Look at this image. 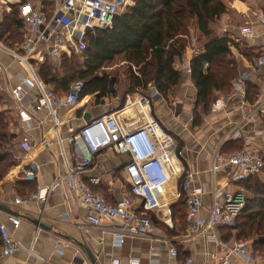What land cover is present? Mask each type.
Here are the masks:
<instances>
[{
  "label": "built area",
  "instance_id": "1",
  "mask_svg": "<svg viewBox=\"0 0 264 264\" xmlns=\"http://www.w3.org/2000/svg\"><path fill=\"white\" fill-rule=\"evenodd\" d=\"M0 2L6 4L8 0ZM132 6V0H62L55 6L52 16L46 18L29 2L22 4L20 19L24 25L23 43L19 52L11 54L23 66L26 74L18 75L17 84L9 90L10 101L24 132L17 150L24 155L31 152L29 132L33 124L36 128L42 125V122L36 121L37 115L41 113L46 114L53 131L54 139L51 143L61 147L60 112L75 109L84 85L81 81L73 82L65 95L58 96L42 82L36 69L44 63L81 56L88 39L96 31L111 29L114 18ZM255 21L264 26V15L256 16ZM237 31L241 42L254 37L250 26L238 27ZM191 41L190 58L180 67L182 74L187 76L191 75V58L201 50L196 39ZM0 50H3L1 45ZM263 65L264 56H261L253 67ZM246 79L247 75L243 74L236 84L242 85ZM31 90L37 94L31 103H27ZM132 108H138L144 119L141 125L132 122L125 125L122 122L121 117ZM149 115L148 98L138 95L126 97L119 112L95 117L77 130L69 126L70 136L66 143L73 147V160L66 159L62 152L64 173L50 185L38 189L24 200L16 199L13 203L17 205L34 201L45 205L49 197L63 191L72 203L78 204L85 211L84 223L80 227L84 234H88L91 229H99L102 236H112L114 246L121 247L125 240L150 239L152 225L147 218L149 213L161 211L164 214L162 223L172 228L169 198L178 201L183 197L188 228L214 247L205 255L207 264H264L250 245L234 240L226 243L217 235L220 228L233 227L244 210L248 200L245 189L242 186H218L211 192V204L206 217H201L203 197L207 191L196 185L195 175L187 173L182 167L184 155L173 136ZM239 138L240 133L237 132L233 139ZM51 143L42 138L39 146L46 148ZM106 151L123 158L120 177L116 179L118 191L114 202L93 191L92 186L100 184L99 178H90L87 183L79 178L92 167L95 157ZM263 171L264 144L260 148L248 145L231 155H216L210 169L213 176L220 172L228 173L229 183L235 185L257 177ZM17 172L15 175L20 174ZM23 173L28 174L25 170ZM175 178L180 180V189L176 188L173 195H170L169 187ZM7 221L15 230L20 226V220L15 216H7ZM0 243V260L10 259L22 252L35 257L41 264H50L24 247L3 222H0ZM161 243L167 248L170 258H178L177 249L168 240L162 239ZM158 251L156 245L150 246L149 264H158ZM128 264H139V260L130 257ZM180 264L195 263L193 257H187Z\"/></svg>",
  "mask_w": 264,
  "mask_h": 264
},
{
  "label": "crops",
  "instance_id": "2",
  "mask_svg": "<svg viewBox=\"0 0 264 264\" xmlns=\"http://www.w3.org/2000/svg\"><path fill=\"white\" fill-rule=\"evenodd\" d=\"M61 1L8 0L6 4L1 2L0 4H3L9 9L12 6L18 7L22 3L26 4L29 2L32 7L40 10L46 18H50L55 6L59 5ZM222 1L226 7V11L221 19L214 24L217 27L214 37L226 34L234 42L239 43L237 28L250 26L254 37L244 42V44L254 49L259 55L264 56V26L258 25L255 21L256 16L264 15V0ZM1 21L2 15L0 16V23ZM212 38L210 37L205 41L208 42ZM2 49L0 50V66L2 68L0 72V96H7L5 99L8 101L10 107L9 110L5 111H9V114L15 118L17 126L11 131L17 135V143H19L24 132L10 101L9 90L17 84L18 75L24 76L26 72L16 58L12 56L11 53L13 51L4 47ZM189 53L190 51L187 49L183 58L174 63L173 67L182 75L181 81L184 83V86L194 93V99L190 100L184 96L183 98L185 99L181 106L175 103H180L182 96L171 94L169 97L167 95L166 98H170L168 100L170 105L173 107L175 105L176 107L174 111H171L169 105L164 103L163 96L157 94L159 98L156 100L159 101L150 108V113L153 110L155 118H152L150 115L149 117L159 121L163 128L173 136L178 145V149L184 155L185 162H183L182 167L187 173H193L195 175V184L207 191L203 197V210L201 212V217H206L211 204L212 190L218 186L229 185L234 188L241 186V184L235 185L234 183H229L230 176L228 173L220 172L213 176L210 172L215 156L224 154L222 147H226L227 144L235 141L233 136L237 132L240 133L238 140H242L247 146L260 148L264 144V122H262V118L264 117V65L257 71L252 72L235 50L232 49L233 60L238 65L239 76L233 83L231 91L228 94H216L214 106H212L214 107L212 110L214 115L225 116L227 119L223 124L225 125L222 129H225L223 131V137L221 136V124L217 125V128L220 130L216 131V128L207 137L201 139L198 138V133L196 134L194 132V124L190 122L191 110L195 105V89L190 76L183 75L180 70L181 64L190 58ZM51 63L56 65L57 61H52ZM36 70L38 71L39 67ZM243 74L247 75L245 81L252 84L257 92L256 100L253 103L246 100V87L244 83L239 86L236 84L237 80ZM36 94L37 92L35 90H31L27 103H31ZM138 95L144 96L138 93L134 94V96ZM127 97L130 96L127 95ZM145 97L148 98L150 103L149 96ZM91 99H93V102H91ZM104 101L105 98L97 101L96 97L86 96L79 99V103L73 111L62 110L60 112V122H62L60 138L63 141L62 148L55 143H51L54 139V134L51 130L50 123L47 121L46 114L41 113L37 115L36 121L42 122V125L36 128L33 124V129L29 132L32 144L31 152L28 155H24L17 150L25 158L27 166H30V174L15 175L16 171H12L0 182V199L4 203V206L1 204L0 206L12 211L15 214L14 216L19 218L20 226L16 230L13 229L7 223V216L11 215L2 211H0V222L7 225L13 236L24 247L30 249L34 255L50 264H91L85 250L80 245L87 250V253L97 259L98 264H128L130 257L137 258L139 264H149L151 245H156L159 248L158 264H180L187 257H193L195 264H207L205 255L211 252L214 247L211 244L205 243L204 238L199 234H193L190 228H188L185 218L182 225L171 215L172 228H168L162 223L164 214L161 211L149 213L147 218H149L152 225L150 239L125 240L121 247H116L112 243L113 240L110 234L102 236L101 230L99 229H91L88 234H84L81 231L80 227L84 223L85 211L78 204L72 203L63 191H60L58 195L49 197L45 205L34 201L23 202L17 205L13 203L16 199L24 200L33 194L29 193L26 196H20L13 188L14 182H28L34 186V191L36 192L38 189L50 185L55 178L64 173L62 152L66 159L73 160V147L66 143V139L70 136L68 131L69 126L73 130H77L91 119L106 115L107 111H102L101 109L103 106H106ZM122 107L120 109H112L110 113L119 112ZM188 108H190L189 113L187 112ZM138 119H141V123H144V119L139 113L138 108L130 109L121 117L125 125L130 122L139 125ZM42 138H46L51 144L46 148L40 147L39 141ZM17 145L15 147L16 149ZM24 164L25 162H22V165ZM122 164V157L116 156L108 151L102 152L95 157L92 167L84 171L79 178L84 183H87L90 178H99L100 184L92 186V188L101 191L108 201L114 202L118 191L116 179L120 177ZM257 177L263 178L264 171ZM179 184L180 180L175 178L169 187L170 195L176 188L177 190L180 189ZM245 192L249 199L250 193L246 189ZM180 200L175 201L169 198L171 209ZM184 211H186V208H184ZM31 221L37 222L39 226H35ZM217 235L220 236L219 230ZM162 239L168 240L177 249V259L174 260L169 257L167 248L161 243ZM4 263L41 264V261L21 252L10 259L0 260V264Z\"/></svg>",
  "mask_w": 264,
  "mask_h": 264
},
{
  "label": "trees",
  "instance_id": "3",
  "mask_svg": "<svg viewBox=\"0 0 264 264\" xmlns=\"http://www.w3.org/2000/svg\"><path fill=\"white\" fill-rule=\"evenodd\" d=\"M132 1V7L114 18L111 29L98 30L88 39L86 49L81 55V64L76 57L71 56L62 59L59 68H55L51 62L39 66V78L53 88L54 94L63 96L71 83L81 81L84 85L79 99L90 96L99 101L105 98L111 79L105 74H99L105 66L122 57L130 65L141 68L139 71L144 80L133 77L132 85L154 83L157 92L166 96L181 81V74L174 69L173 64L185 55L192 35L198 41L204 40L200 45V53L190 61V79L195 89L194 110L200 109L203 114H207L216 94H228L231 91L239 76L232 49L252 72L260 68L253 67L261 56L254 49L244 43L234 42L226 34L214 37L217 29L214 24L226 11L222 0ZM21 8V4L18 7L12 6V13L4 14L0 23V45L14 52H19L23 43ZM210 37L213 38L206 42ZM244 85L246 100L253 103L257 97L255 87L247 81H244ZM9 113L0 109V182L16 166L15 162L6 163L18 144L17 135L10 129L12 121L9 116L14 121L15 118ZM238 141H232L226 146L233 147ZM13 185L16 193L22 197L35 190L33 185L24 181L14 182ZM241 186L250 193V198L234 226L220 228L219 234L226 243L232 240L249 242L255 250L262 249L264 180L254 177L241 183ZM184 208L185 200L182 197L171 209L173 218L182 225L185 218ZM260 257L264 262V255Z\"/></svg>",
  "mask_w": 264,
  "mask_h": 264
},
{
  "label": "rangeland",
  "instance_id": "4",
  "mask_svg": "<svg viewBox=\"0 0 264 264\" xmlns=\"http://www.w3.org/2000/svg\"><path fill=\"white\" fill-rule=\"evenodd\" d=\"M11 11L12 10L10 8L8 9L3 4H0V16L1 15L3 16V14L8 15V14L12 13ZM191 39H196V38L192 35ZM191 39L189 40L188 45H187V49H189V51H190V47H191V43H192ZM203 41H204L203 39H201L200 41L197 40L198 45L200 46V44ZM240 43H244V42L240 41L239 44ZM74 57H76L78 59V62L80 64L83 62L82 56H74ZM60 64H61V61L57 62L55 65V68H59ZM139 70H141L140 67H134V66L130 65L129 63L125 62V60L122 57L115 59L112 63L108 64L107 66H105L103 68V70L101 71V73L99 75L105 74L111 80H110V84H109V92H108L107 96L105 97V101H104L106 106H103L101 108L102 111L105 110V111H107V114H109L112 111V109H120L124 105V102L126 100L127 95H129L130 98H132L134 96V94H137V93L144 95V96H149L150 108L152 107L153 104H156V102L159 101L156 99L159 98L157 96V94L158 95H160V94L157 92V89L154 86V83H151L150 85L143 84L142 86L132 85L133 77L134 78L137 77V79H139L141 81H142V79L144 80V78H142V76L140 75ZM180 82L181 83H179L176 87L172 88L168 92L167 95L169 97L171 96V94L182 96L181 102L175 103L176 105L180 104L182 106L183 100L185 99L183 97L186 96L187 99L193 100L194 99V95H193L194 93L192 92V90H188V88H186L184 86V83H182V81H180ZM51 89L53 90V88H51ZM222 95H224V94H222ZM166 96H163V98H162L164 100V103L169 105V108L171 111H174L176 108L175 105H174V107L172 105H170V103L168 102V100L170 98L167 99ZM5 98H7V96H2V95L0 96V109L2 111L9 110V107H10L8 101ZM154 101H155V103H154ZM91 102H93V99H91ZM212 106H214V102L211 105L210 111L207 114H203L200 111V109L194 110L195 105L192 107V110H191L192 115L190 117V119H191L190 122H191V124L192 123L194 124V126H195L194 132H196V134L198 133V138L202 139L204 137H207V135L209 133H211L214 129H216L218 127L217 125H221V124H222L220 127V129L222 131L221 136L224 134L223 131H225V129L224 130H222V129L225 127V125H223V124L227 119L225 118V116L214 115L212 113V110L214 107H212ZM187 112L188 113L190 112V108H188ZM150 116L152 118H155L153 110H151ZM9 118L12 121L10 129L13 130V128H15L17 126V124L10 116H9ZM138 120H139V125H141L142 120L141 119H138ZM262 122H263V120H262ZM220 129L217 128L216 131H218ZM245 146H247V144L245 142H243L242 140H239L235 146L233 145V147L231 145H230V147H228V146L222 147V152L224 153L223 155H231V154H234V153L241 151L243 148H245ZM10 162H15L16 166L12 167L4 178H6L12 171H18L17 173H20L19 175H25L23 173V170H25L29 174L30 166H27V162H26L25 158L22 157V154L18 153L16 148L13 149L12 155L7 158L6 163H10ZM22 162H25V164L22 165ZM19 175H18V177H20ZM263 180H264V177H263ZM251 183H252V181H251ZM34 192L35 191H33L31 193H34ZM100 194H102V193H100ZM0 204L4 206L2 199H0ZM246 243H248V245H250L249 242H246ZM251 248L253 250H255L252 246H251ZM255 251L260 256L264 255V248H262V249L258 248Z\"/></svg>",
  "mask_w": 264,
  "mask_h": 264
},
{
  "label": "water",
  "instance_id": "5",
  "mask_svg": "<svg viewBox=\"0 0 264 264\" xmlns=\"http://www.w3.org/2000/svg\"><path fill=\"white\" fill-rule=\"evenodd\" d=\"M0 211L6 213L8 215H11V216H14L15 215L12 211H10V210L2 207V206H0ZM31 223H33L35 226H39L37 222L31 221ZM80 247L83 250H85L86 255H87V257H88V259H89V261H90L91 264H98V261H97V259H95V257H93L91 254L87 253V250L82 245H80Z\"/></svg>",
  "mask_w": 264,
  "mask_h": 264
}]
</instances>
